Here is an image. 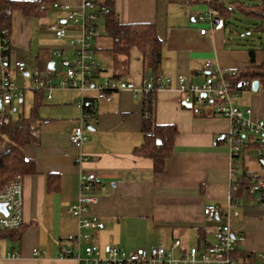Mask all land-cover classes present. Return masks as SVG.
<instances>
[{
  "label": "crops",
  "instance_id": "0c3cea01",
  "mask_svg": "<svg viewBox=\"0 0 264 264\" xmlns=\"http://www.w3.org/2000/svg\"><path fill=\"white\" fill-rule=\"evenodd\" d=\"M103 2L122 24L154 23L157 27L163 41L159 73L173 81L169 88L156 92L155 119L159 125H176L178 129L172 155L165 170L156 174L151 159L135 154L144 142L142 97L135 94L146 87L148 79L144 57L136 48L128 57L115 56L103 26L94 46L98 56L107 60L111 72L101 67L100 77L122 76L128 87L115 92L110 102L91 97L93 91H54L51 99L45 96L49 107L39 109L37 139L24 148L25 156L36 165V173L22 177L23 229L18 238H0V264H77L74 259H61L60 253L64 247H79L83 254L89 246L73 241L86 231L69 213L83 194V172H94L98 179L93 191L98 201L84 216L97 220L91 242L103 253L109 246L127 251L155 246L170 249L176 240L185 248L205 250L217 244V227L230 224L234 234L245 238L238 249L251 255V260L239 255L235 260L240 264H264V207L256 203L253 194L245 192L237 198V218L229 220L225 214L213 219L204 216L207 205H218L223 210L229 207L232 183L244 172L254 179L261 176L255 145L233 161L225 141L231 121L213 109L195 115L183 104L177 80L183 76L187 83L197 84L213 79V70L227 72L248 67L252 64L248 49L237 45L226 25L201 35V29L210 26L198 21L197 16L211 7L209 0ZM80 3L47 0L40 16L13 10L9 33L12 62L25 61L28 71L42 68L41 61L48 70L52 62L56 69L57 60L66 65L73 56L69 40L78 36L80 29L67 22L59 6L69 4L78 9ZM61 28L67 34L64 39L55 34ZM57 50L62 51L59 59L54 56ZM263 60L264 52L257 53L256 63ZM207 62L211 68L206 67ZM17 72L12 66L10 77ZM24 77H28L27 72ZM260 91L259 87L253 93L247 86L233 99L242 110L251 109L254 120L264 118V92ZM83 97L93 102L95 119L93 126L85 128L87 143L77 149L70 135L80 125L82 110L77 103ZM35 101L34 90V104ZM247 150H252L254 156L246 155ZM232 168L236 170L235 178L231 176ZM33 249H40L41 255H34ZM10 253L17 256L11 257Z\"/></svg>",
  "mask_w": 264,
  "mask_h": 264
},
{
  "label": "built area",
  "instance_id": "2783aa9c",
  "mask_svg": "<svg viewBox=\"0 0 264 264\" xmlns=\"http://www.w3.org/2000/svg\"><path fill=\"white\" fill-rule=\"evenodd\" d=\"M214 1L222 0H209L210 3ZM80 2L78 9H74L69 4L59 6L60 10L66 13L67 22L71 26L79 28L80 34L69 40L73 58L66 64L65 78L58 82L51 77H44L38 67H33L31 71H28V65L25 61L12 62L9 32H0V102L2 105L11 106L14 98L21 99L23 97V92H18L11 81L10 69L12 66L14 70L22 74L27 72L35 83L36 88L34 90L45 91L47 99H51L53 89L68 87L82 93L96 90L98 92L97 100L110 102L113 100L115 92L128 87L123 77L107 78L99 85L96 84V80L100 77L101 65L94 57V40L102 35L104 19L111 14L112 10L103 0H80ZM11 14V10L6 11L7 16H11ZM197 20L208 23L210 26L208 29H201V35L223 25L218 12L212 6L206 12L199 14ZM55 34L59 39H64L67 35L63 28L57 29ZM61 55L62 51L60 50L54 53L55 58L58 59ZM206 67L211 68L212 64L207 62ZM236 74L237 70L221 72L216 69L213 70L214 78L202 83L189 84L183 76H179L177 80L183 104L189 106L195 115H202L213 109L217 115L231 121L232 126L225 137V141L233 161L240 157L247 143L255 145L258 160L261 162L262 174L252 181L251 190L256 203L264 207V118L254 120L251 109L242 110L234 104L233 99L239 95V92L233 88L229 76ZM172 81L170 77L159 76L156 79H146V84L156 83L157 90H159L169 88ZM147 90L148 87L136 90V97H142V94ZM86 101L87 99L83 97L77 103L82 110L80 125L70 135V142L77 149H81L87 143L88 137L85 128L93 126L95 119L94 111L86 110ZM82 159L84 157L80 160ZM231 176L236 177L234 168L231 169ZM80 179L83 194L72 205L69 213L77 218L79 228L86 231L79 234L75 239L73 238V241L77 242L78 245L82 241L89 246L83 254L79 247L77 249L64 247L60 253L61 259H74L77 264H240L235 260L234 253L245 238L242 235L234 234L230 224L217 227V244L205 250H200L197 247L185 248L181 241L176 240L170 249L164 246H155L127 251L116 246H109L103 253L97 245L91 242L92 233L98 227L97 220L84 216L87 209L98 201L97 195L93 193L98 180L97 175L94 172H83ZM232 187L236 189L235 182L232 183ZM0 204H6L8 213L5 215L0 210V229H17L24 224L22 177H17L6 189L0 192ZM220 214H225L229 220L239 216L233 198L225 210L214 204L204 208L206 218L213 219ZM177 250H179V255H176ZM33 254L41 255L40 249H33ZM10 256L15 257L17 253H10Z\"/></svg>",
  "mask_w": 264,
  "mask_h": 264
},
{
  "label": "trees",
  "instance_id": "16d2710c",
  "mask_svg": "<svg viewBox=\"0 0 264 264\" xmlns=\"http://www.w3.org/2000/svg\"><path fill=\"white\" fill-rule=\"evenodd\" d=\"M47 0L39 1H19V0H0V32L8 31L11 28V16L6 15L7 10H21L27 16H40L43 5ZM211 6L218 12L227 25L233 11L236 10L248 18L258 21L257 31L264 33V0L259 3L245 4L241 0H232L227 3L226 0L214 1ZM103 26L108 36L112 40L111 52L115 56L130 55L132 49H138L144 57L145 77L156 79L160 76L159 69L162 60L163 41L157 34V27L154 23L142 24H122L111 12L104 19ZM10 37V36H9ZM262 51L264 52V46ZM251 59V65L237 70L235 76H229L233 88L240 91L247 86L250 87L254 80L260 83V89L264 92V60L256 63V50L248 49ZM42 68L52 77V71L47 69V64L41 61ZM116 75L112 78H120ZM245 83V86H241ZM249 84V85H248ZM148 90L142 94V113L144 142L135 149V154L149 158L153 161L154 172L162 173L165 170L166 161L173 152L174 140L178 135L176 125H159L155 119V103L157 85L146 84ZM36 101L28 117H21L13 120L10 117L0 116V192L6 189L17 177H24L36 173V165L33 160L25 156L24 148L26 145L37 139L35 124L40 121L39 109L45 100L46 93L43 90L36 91ZM86 110H93V102L88 100L85 103ZM252 143H247L244 151ZM243 151V152H244ZM255 179L244 172L235 182L236 189L231 188V195L236 202L237 198L248 192L253 194L251 183ZM254 195V194H253ZM23 225L17 229H0V238H18L21 234ZM251 260L250 254L241 252L238 248L234 257Z\"/></svg>",
  "mask_w": 264,
  "mask_h": 264
},
{
  "label": "rangeland",
  "instance_id": "374dc122",
  "mask_svg": "<svg viewBox=\"0 0 264 264\" xmlns=\"http://www.w3.org/2000/svg\"><path fill=\"white\" fill-rule=\"evenodd\" d=\"M227 2H230L232 0H226ZM245 4H255L259 3V0H241ZM258 21L255 19L248 18L247 16L243 15L242 13L234 10L232 16L229 18L227 23V28L231 29V34L235 38L237 45H241L245 49H255L256 54L262 53V49L264 46V33L262 31H257L254 28L256 27ZM52 33L54 31L52 30ZM54 35V34H53ZM94 57L96 61L101 65V67L106 68V70H109L108 72H111V68L109 64L107 63V60L104 58H100L98 56V52L95 50ZM70 58V57H69ZM73 57H71L72 60ZM56 69L52 71V77L54 81L58 82L59 80H62L65 78L67 66L61 61H56ZM11 81L14 83L17 91L23 92V101L20 102V98L16 97L14 98L11 106L2 105V108L0 109V116L4 117H10L13 120L20 119L21 117H27L30 113V109L33 107L34 104V89L36 88L35 83L32 81L31 76L28 75V77H24V74L18 73L11 76ZM107 77H99L96 80V84H100L101 82L105 81ZM124 80L127 82V79L124 78ZM74 90L68 87L63 88H55L52 90L51 93L55 92H63V91H70ZM91 97L97 98V91L96 90H90ZM262 92V90L260 91ZM256 94H261V93ZM254 93V92H253ZM43 107H49L46 105L45 101L42 103ZM246 155L250 154L254 156V153L252 150H247L245 152Z\"/></svg>",
  "mask_w": 264,
  "mask_h": 264
},
{
  "label": "water",
  "instance_id": "95a60500",
  "mask_svg": "<svg viewBox=\"0 0 264 264\" xmlns=\"http://www.w3.org/2000/svg\"><path fill=\"white\" fill-rule=\"evenodd\" d=\"M55 68V62H52L50 63L49 65V69L50 70H54ZM241 86H245V83H242ZM259 87H260V83L258 80H254L252 83H251V89L253 92H257L259 90ZM2 108V103L0 102V109ZM0 210L1 212H3L5 215H7V211H6V204H0Z\"/></svg>",
  "mask_w": 264,
  "mask_h": 264
}]
</instances>
